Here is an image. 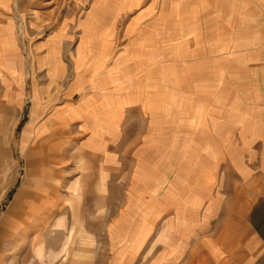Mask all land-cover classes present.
<instances>
[{
  "label": "crops",
  "instance_id": "crops-1",
  "mask_svg": "<svg viewBox=\"0 0 264 264\" xmlns=\"http://www.w3.org/2000/svg\"><path fill=\"white\" fill-rule=\"evenodd\" d=\"M144 1L23 46L0 0V108L29 81L21 148L63 147L111 264H264V0Z\"/></svg>",
  "mask_w": 264,
  "mask_h": 264
},
{
  "label": "rangeland",
  "instance_id": "rangeland-1",
  "mask_svg": "<svg viewBox=\"0 0 264 264\" xmlns=\"http://www.w3.org/2000/svg\"><path fill=\"white\" fill-rule=\"evenodd\" d=\"M11 1L15 32L23 46L28 43L30 46L37 43V35L52 33L58 23L70 20L78 29V24L89 12L94 0ZM152 1L154 0H145L143 5ZM218 1L222 6L226 0ZM175 2L177 0H158L156 3L158 7L166 5L169 9H174ZM193 4L194 0H183L178 7L193 8ZM184 17L193 18L194 13ZM42 27L44 31L41 30ZM26 49L24 57L26 61L31 60L32 56H29L28 48ZM25 71H28V66ZM5 83L6 81H2L0 85L2 93L7 89ZM27 83L24 84L27 90L23 86L25 93L21 101L24 108L10 106L4 101L0 108V128L3 135L0 219L7 214L18 193L22 190L28 193L22 225L0 233V264L114 263L115 255L112 241L108 237V226L89 224L95 219L90 215L95 216L98 210L95 200L88 202L95 194L83 195L80 188L75 194L69 187L77 173L70 174L71 163L66 160L63 147H59V143L57 148L40 143L38 147H33L32 144L28 149L21 148V129L28 119L32 104L29 98V81ZM11 88L14 93H20L18 85ZM3 119L4 124L1 123ZM64 206L70 208L66 210ZM72 222L74 225H66Z\"/></svg>",
  "mask_w": 264,
  "mask_h": 264
},
{
  "label": "bare ground",
  "instance_id": "bare-ground-1",
  "mask_svg": "<svg viewBox=\"0 0 264 264\" xmlns=\"http://www.w3.org/2000/svg\"><path fill=\"white\" fill-rule=\"evenodd\" d=\"M183 0H177L175 2V7H178ZM13 72L17 73L15 68L13 69ZM2 124L5 123V119L1 122ZM2 129L0 128V165L2 162V156H1V151H2ZM26 145V143H23V146ZM13 186H10L12 188ZM27 196L28 193H26L24 190H22L18 195L16 196L15 201L11 204L9 207V210L6 215L2 216L0 219V233H2L6 229L14 230L15 228L18 227L19 224L22 225V216L25 214V207L27 206ZM25 225V224H23Z\"/></svg>",
  "mask_w": 264,
  "mask_h": 264
}]
</instances>
